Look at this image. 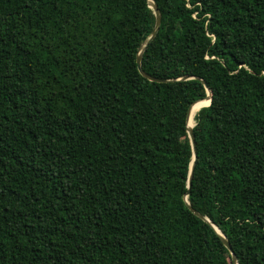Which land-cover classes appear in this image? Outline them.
I'll list each match as a JSON object with an SVG mask.
<instances>
[{"label":"trees","instance_id":"16d2710c","mask_svg":"<svg viewBox=\"0 0 264 264\" xmlns=\"http://www.w3.org/2000/svg\"><path fill=\"white\" fill-rule=\"evenodd\" d=\"M155 1L0 0V264H264V0Z\"/></svg>","mask_w":264,"mask_h":264},{"label":"water","instance_id":"95a60500","mask_svg":"<svg viewBox=\"0 0 264 264\" xmlns=\"http://www.w3.org/2000/svg\"><path fill=\"white\" fill-rule=\"evenodd\" d=\"M149 4H150V6L154 9V12H155V15H156V22H155V26H154V29H153L151 35H150V36L148 37V39L145 41L144 45L142 46L141 51L138 53V56H137V63H138V68H139L140 72H141L143 75L149 77V79L154 80L153 77H150V76H149L148 74H146V73L144 72V70L142 69V56H143V51H144V49H145V46H146L151 40H153V39L155 38V36L157 35V33H158V31H159V28H160V25H161V20H162V14H161V11H160V9H159V7H158V4L156 3L155 0H149ZM188 78H191V76H185V77H183V79H188ZM203 83H204L205 86H206V89H207V95H206L204 98H202V99H199V100L194 101V102L190 105V107H189V109H188V113H187V129H188V134H189L190 141H191V145H192V149H193V158H194V159H196V157H197V140H196V135H195V132H194V129H193L195 123H194L193 126H191V127L189 126V121H190V119H191V117H192V108H193V106H194L197 102L202 101V100H209L210 103H209L208 105H210V104H211V101H212V97H213V91H212V89L209 87L208 83H207L205 80H203ZM208 105H205V106H208ZM194 166H195V162L192 161V163H191V168H190V173H189V178H188V187H189V189H188V191L186 192L185 197H184L186 203H187L189 206H190V202H189V200H188V195H189V193H190L191 186H192V179H193V174H194ZM190 208L193 210V212H194L195 214H197L198 216H200L201 218H203L204 220H206L207 222H209V223L214 227V229L217 231V233L222 237V240H223V242L225 243V245H226V246L228 247V249L232 252V255H233V262H234V264H238V258H237V256H236V254L234 253V251H233V249H232V246H231L229 240L227 239V237L225 236V234L221 231V229H220L217 225H215L213 222H211V220L208 219L206 216H203L202 214H200L196 209L192 208L191 206H190Z\"/></svg>","mask_w":264,"mask_h":264},{"label":"bare ground","instance_id":"6f19581e","mask_svg":"<svg viewBox=\"0 0 264 264\" xmlns=\"http://www.w3.org/2000/svg\"><path fill=\"white\" fill-rule=\"evenodd\" d=\"M209 103H210V101L208 100L206 103H203V104H200V105H197V106L193 107V108H192V117L195 115V113H196L197 111H199L200 108H202V107L205 106V105H208ZM192 117H191V119H190V121H189V126H190V127L194 125V124H193L194 121L192 120Z\"/></svg>","mask_w":264,"mask_h":264},{"label":"rangeland","instance_id":"374dc122","mask_svg":"<svg viewBox=\"0 0 264 264\" xmlns=\"http://www.w3.org/2000/svg\"><path fill=\"white\" fill-rule=\"evenodd\" d=\"M197 112H198V111H197ZM197 112H196V113H197ZM196 113H195V115H196ZM195 115L192 117V120L194 121V123H195ZM194 123H193V124H194Z\"/></svg>","mask_w":264,"mask_h":264}]
</instances>
